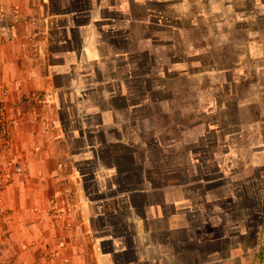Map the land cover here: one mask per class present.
Segmentation results:
<instances>
[{
    "label": "crops",
    "instance_id": "0c3cea01",
    "mask_svg": "<svg viewBox=\"0 0 264 264\" xmlns=\"http://www.w3.org/2000/svg\"><path fill=\"white\" fill-rule=\"evenodd\" d=\"M51 4L52 0H0V118L4 117L9 125L13 122L10 131H15L13 142L5 145L1 131L6 130L0 124V167L23 169L2 193L7 223L0 228V249L6 251L0 255V262L264 264V215L262 210V215L256 213L255 206L264 202V103H256L257 109L249 107V112L255 110L239 130L263 129L262 138L257 133V143L247 144L244 149L235 143L240 133H230L225 136L227 145L222 141L200 145L201 155L204 151L213 153L205 161L184 148L186 143L178 142L174 146L186 152L188 161L174 159L175 173L167 167L158 179L151 163L146 167V176L136 182L138 186L129 182L118 192L111 183L98 190L97 195L103 197L97 201L85 193L83 187L88 181L80 178L75 168L68 171L71 151L62 137L64 101L70 102L69 96L85 101L77 86H82L92 73L90 65L121 54L114 48L106 55L108 48L101 41L100 23L113 22L112 14L126 18L128 39L134 49L149 48L150 38L139 36L135 41V29L144 20L136 18L131 10L132 0H89L86 11L91 20L85 25L75 22L74 15L51 13ZM182 13H188V9ZM59 32L63 38L56 41ZM74 33L80 38L79 53L72 49ZM118 33L119 29L110 31V35ZM61 80L65 83L60 84ZM247 106L251 105L240 111L243 117ZM91 113L84 114V121ZM110 113L114 119L118 117L111 110L94 114L101 116L105 127L110 125ZM88 125L84 127L81 120V127L72 131H93L94 127ZM80 137L84 140L83 134ZM79 151L84 154L77 157L98 160L94 144L87 143ZM214 166L216 171L209 174L208 169ZM225 166L231 172L229 179L224 178L229 183L223 186L219 171ZM104 171L95 177L99 184L114 176L113 169L110 175ZM224 188L227 191L223 192ZM239 189L245 197L238 194ZM110 192L115 194L104 195ZM239 198L250 203V208L244 211L223 204L228 200L233 204ZM110 212L128 217L126 233L117 235L109 227L102 230L101 220ZM256 219L261 221L259 225ZM47 249H54L59 260L49 261Z\"/></svg>",
    "mask_w": 264,
    "mask_h": 264
},
{
    "label": "rangeland",
    "instance_id": "374dc122",
    "mask_svg": "<svg viewBox=\"0 0 264 264\" xmlns=\"http://www.w3.org/2000/svg\"><path fill=\"white\" fill-rule=\"evenodd\" d=\"M159 1L132 0L131 10L136 18L144 20V24L135 29L138 34L135 41L139 36H149V48L137 46L134 49L128 39L125 17L112 14L113 22L100 23L101 41L108 48L106 55L114 48L121 54L105 57L107 65L103 58L96 60L94 67L90 65L92 73L87 75L82 86H77L78 92L85 95V101L74 96H69L70 102L64 101L62 137L70 144L68 150L71 151L68 171L75 168L80 178L88 181L83 188L93 199L103 197L97 195L98 190L111 183L118 192L129 182L137 185L142 175L146 176V167L151 163L158 179L167 167L170 172L176 171L172 168L174 159L188 161L186 152L174 146L178 142L186 143L184 148L207 161L213 153L204 151L201 155V146L221 141L222 145H227L225 136L230 133L235 132L236 136L240 133L235 143L244 149L247 144L257 143L258 132L262 138L263 129L239 130L255 110L249 112V107L256 108V103H264L261 101L264 100V0H212L213 3L209 0H162L165 4ZM88 3L89 0H68L66 3L52 0L51 13L74 15L75 22L85 25L91 20L86 11ZM183 9H188V13H182ZM202 12L206 17L199 15ZM117 29L118 35H110L111 30ZM55 35H60L56 41L62 40L60 32ZM73 37L72 49L79 53V35ZM91 49L92 45L88 48L89 54ZM130 49L134 52L130 53ZM63 83L65 81L61 80L60 84ZM246 105L251 106L245 108L243 117L240 111ZM110 110L118 117L114 119L110 113V125L104 127L101 116L94 113H109ZM86 111L93 113L84 121ZM71 117L78 119L70 120ZM81 120L84 127L93 126V131H72L81 127ZM87 143L97 147V161L87 159L88 156H76L84 154L79 149ZM103 169L108 174L113 169L114 176L109 182L99 184L95 177ZM229 169L225 166L219 171L223 174L220 177L223 186L229 183L224 180L229 179ZM13 170L15 168L10 167V171ZM63 170L66 176V162ZM215 171V166L208 169L209 174ZM215 175L220 176L219 173ZM239 191L238 194L245 197L242 189ZM107 194L115 193L104 195ZM3 199L1 195L0 228L7 223V205ZM223 204L226 208L235 206L244 211L250 208V203L240 198L233 204L229 200ZM255 206L256 213L262 215V210L264 215V202ZM126 218L122 212H110L101 220L102 230L109 227L110 231L122 235L126 233ZM255 223L259 225L261 221L256 219ZM98 227H101L99 223ZM47 252L49 261L59 260L54 249H47ZM2 254L6 251L0 249ZM7 261L0 264H8Z\"/></svg>",
    "mask_w": 264,
    "mask_h": 264
},
{
    "label": "built area",
    "instance_id": "2783aa9c",
    "mask_svg": "<svg viewBox=\"0 0 264 264\" xmlns=\"http://www.w3.org/2000/svg\"><path fill=\"white\" fill-rule=\"evenodd\" d=\"M7 120L4 117L0 118V124L2 129L6 130V137H8V141H10L9 136H10V130H11V125H13V122L11 125L7 124ZM21 168H16L14 171L6 170L4 168H0V210H3L2 205H1V192L5 188V186L8 185L10 182L11 176L14 173H20Z\"/></svg>",
    "mask_w": 264,
    "mask_h": 264
},
{
    "label": "clouds",
    "instance_id": "9594fccd",
    "mask_svg": "<svg viewBox=\"0 0 264 264\" xmlns=\"http://www.w3.org/2000/svg\"><path fill=\"white\" fill-rule=\"evenodd\" d=\"M1 132H2V134L5 136V137H4V140L6 141L5 145H6L7 143L10 144V143L13 142V133H14V131H9V132H10V136H9L10 141H8V137H6V132H5V131H1ZM11 167H13V166H11ZM0 168H4V169H6V170H9V169H10V167H8V168H6V167H0ZM14 168H15V169H16V168H21V172H20V173L23 172V169H22V167H20V166H16V167H14ZM13 171H14V170H13ZM16 174H19V173H14V174H12L11 179H10V182L8 183L7 186H5V188H7V187L11 184L12 177H13L14 175H16ZM2 191H3V190H2ZM1 195H2V194H1Z\"/></svg>",
    "mask_w": 264,
    "mask_h": 264
}]
</instances>
